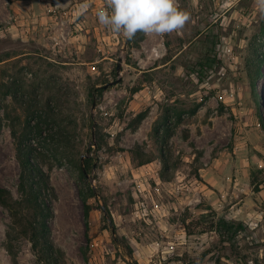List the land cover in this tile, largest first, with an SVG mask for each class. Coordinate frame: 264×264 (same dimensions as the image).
Here are the masks:
<instances>
[{"label":"rangeland","instance_id":"1","mask_svg":"<svg viewBox=\"0 0 264 264\" xmlns=\"http://www.w3.org/2000/svg\"><path fill=\"white\" fill-rule=\"evenodd\" d=\"M105 5L0 0V186L22 197L27 139L51 188L52 264H264L258 0H177L184 27L131 46L98 22ZM208 47L212 69L181 67ZM219 217L237 223L227 240ZM0 264H50L1 205Z\"/></svg>","mask_w":264,"mask_h":264},{"label":"trees","instance_id":"2","mask_svg":"<svg viewBox=\"0 0 264 264\" xmlns=\"http://www.w3.org/2000/svg\"><path fill=\"white\" fill-rule=\"evenodd\" d=\"M137 34L139 39H142L144 33L138 32ZM134 37L126 39L127 46L139 42ZM200 54L192 66L181 64V67L186 72H192L200 77V74L212 69L220 60L219 54L214 48L208 47ZM92 94L91 92L90 96ZM144 114V112H140L137 117L142 118ZM32 150L31 143L27 139H20L17 148V158L24 174V180L19 185L22 197L14 199L6 187L0 186V205L7 209L14 232L30 241L32 249L38 252L40 260L52 264L55 261V257L51 251L52 244L49 241L50 227L48 216L50 208L46 202L51 188L44 173L31 163L29 154ZM217 224L219 226L218 234L223 240H227L232 236L237 228V223L234 220H227L222 217L218 218Z\"/></svg>","mask_w":264,"mask_h":264},{"label":"clouds","instance_id":"3","mask_svg":"<svg viewBox=\"0 0 264 264\" xmlns=\"http://www.w3.org/2000/svg\"><path fill=\"white\" fill-rule=\"evenodd\" d=\"M264 12V0H258ZM87 5H81V9ZM98 22L114 33L132 39L138 32L164 35L178 31L189 21V14L177 6V0H106L96 12Z\"/></svg>","mask_w":264,"mask_h":264},{"label":"water","instance_id":"4","mask_svg":"<svg viewBox=\"0 0 264 264\" xmlns=\"http://www.w3.org/2000/svg\"><path fill=\"white\" fill-rule=\"evenodd\" d=\"M121 68H122V57H118V60L116 63V68H115L117 74H119ZM119 80H120V77H117L115 80H112V81L105 83L104 85H102V87H103V89H106L110 85L116 84ZM92 106H94V103ZM83 157H84V155H81V161H82Z\"/></svg>","mask_w":264,"mask_h":264}]
</instances>
